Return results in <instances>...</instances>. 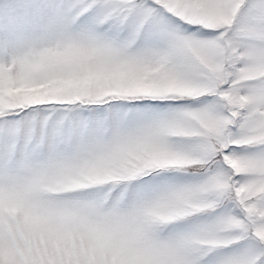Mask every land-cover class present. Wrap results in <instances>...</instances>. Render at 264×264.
I'll return each mask as SVG.
<instances>
[{"label":"snow or ice","instance_id":"6c2138e0","mask_svg":"<svg viewBox=\"0 0 264 264\" xmlns=\"http://www.w3.org/2000/svg\"><path fill=\"white\" fill-rule=\"evenodd\" d=\"M0 264H264V0H0Z\"/></svg>","mask_w":264,"mask_h":264}]
</instances>
